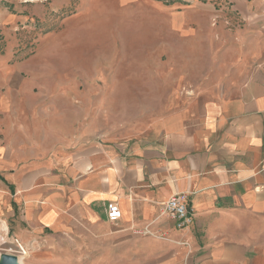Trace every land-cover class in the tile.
I'll return each mask as SVG.
<instances>
[{
	"label": "crops",
	"instance_id": "crops-1",
	"mask_svg": "<svg viewBox=\"0 0 264 264\" xmlns=\"http://www.w3.org/2000/svg\"><path fill=\"white\" fill-rule=\"evenodd\" d=\"M223 2L221 12L199 1L159 6L179 40L169 75L150 58L91 61L87 27L69 28L65 47L47 36L32 55L1 47L0 255L264 264V0ZM218 17L232 28L214 25ZM126 63L134 69L123 81ZM139 98L161 100L141 132L108 133L107 116L131 114ZM181 193L193 210L185 230L162 213ZM110 203L122 212L115 223Z\"/></svg>",
	"mask_w": 264,
	"mask_h": 264
},
{
	"label": "rangeland",
	"instance_id": "rangeland-1",
	"mask_svg": "<svg viewBox=\"0 0 264 264\" xmlns=\"http://www.w3.org/2000/svg\"><path fill=\"white\" fill-rule=\"evenodd\" d=\"M191 1L214 4L220 12L226 7L224 0H137L132 3H121L120 0H0V49L10 43L16 48L17 45H20V49L25 47L32 55L40 48L41 41L50 35H56L57 45L65 47L69 37L65 32L69 28L87 27L91 33V61L150 58L159 73L169 75L176 72L179 40L171 34L170 15L161 12L159 6L170 9L171 6H182ZM167 9L164 7L163 10ZM7 15L15 21L6 22L4 18ZM213 24L232 28L225 17L215 18ZM103 38H107L106 42ZM55 55L56 58L65 59L63 52L55 51ZM119 69L124 81L134 67L126 63ZM133 101L137 109L131 114L127 109H121L120 115L107 116L110 119L106 125L108 133L125 138L140 133L139 122L144 120L147 108L161 100L139 98Z\"/></svg>",
	"mask_w": 264,
	"mask_h": 264
},
{
	"label": "built area",
	"instance_id": "built-area-1",
	"mask_svg": "<svg viewBox=\"0 0 264 264\" xmlns=\"http://www.w3.org/2000/svg\"><path fill=\"white\" fill-rule=\"evenodd\" d=\"M163 216L171 218L177 222L179 229H188L193 221V210L189 203V194L181 193L171 197L162 206ZM122 217V212L116 203H110L108 206V219L115 223ZM21 251L25 250L20 246Z\"/></svg>",
	"mask_w": 264,
	"mask_h": 264
},
{
	"label": "water",
	"instance_id": "water-1",
	"mask_svg": "<svg viewBox=\"0 0 264 264\" xmlns=\"http://www.w3.org/2000/svg\"><path fill=\"white\" fill-rule=\"evenodd\" d=\"M0 264H21L16 254L3 253L0 255Z\"/></svg>",
	"mask_w": 264,
	"mask_h": 264
}]
</instances>
